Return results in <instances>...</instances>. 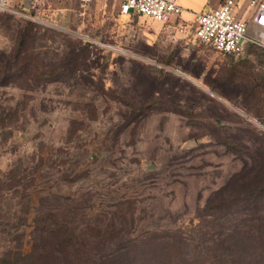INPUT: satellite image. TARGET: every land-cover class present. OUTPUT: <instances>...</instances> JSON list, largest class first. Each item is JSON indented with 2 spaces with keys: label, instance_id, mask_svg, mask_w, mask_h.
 Masks as SVG:
<instances>
[{
  "label": "rangeland",
  "instance_id": "374dc122",
  "mask_svg": "<svg viewBox=\"0 0 264 264\" xmlns=\"http://www.w3.org/2000/svg\"><path fill=\"white\" fill-rule=\"evenodd\" d=\"M71 5L58 21L0 7V48L33 20L48 33L38 60L60 72L35 90L0 88L3 115L20 116L0 142V264L31 249L39 224L161 260L167 241L199 234L207 198L264 133V48L234 57L145 17ZM80 43L87 73L69 62Z\"/></svg>",
  "mask_w": 264,
  "mask_h": 264
},
{
  "label": "trees",
  "instance_id": "16d2710c",
  "mask_svg": "<svg viewBox=\"0 0 264 264\" xmlns=\"http://www.w3.org/2000/svg\"><path fill=\"white\" fill-rule=\"evenodd\" d=\"M14 16L5 14L2 21L5 28L12 29ZM134 16L138 15L129 17ZM16 22L11 33L13 45L10 49L0 48V88L35 90L31 81L46 85L50 77L60 72L47 69L45 60H38L40 54L35 52L37 39H48L47 30L42 31V26L30 19ZM81 45L82 48L79 45L73 48L74 58L69 62L73 63V72L87 73L89 45ZM248 47L260 46L248 44L246 50ZM82 50L86 55L81 54ZM94 50L99 51L97 47ZM4 113L0 100V142L12 138L13 126L20 118L17 111H9L5 116ZM251 141L254 148L243 158L241 169L207 198L197 225L199 234L180 235L178 241H167L161 247L166 250L162 251L161 260H153V251L140 256L137 247L90 246L87 238L65 224L49 228L39 224L31 249H21L14 255L9 251V257L3 261L5 264H264V133L253 134ZM42 221L44 217L37 219L39 223Z\"/></svg>",
  "mask_w": 264,
  "mask_h": 264
},
{
  "label": "built area",
  "instance_id": "2783aa9c",
  "mask_svg": "<svg viewBox=\"0 0 264 264\" xmlns=\"http://www.w3.org/2000/svg\"><path fill=\"white\" fill-rule=\"evenodd\" d=\"M92 1L80 0L81 5L86 8ZM118 2L119 15H138L173 26L226 55L240 57L248 44L264 48V0H250L247 13L243 16L237 0H223L217 8L195 12L193 20L182 18L184 8L176 0ZM1 6L7 7L6 0H0Z\"/></svg>",
  "mask_w": 264,
  "mask_h": 264
},
{
  "label": "crops",
  "instance_id": "0c3cea01",
  "mask_svg": "<svg viewBox=\"0 0 264 264\" xmlns=\"http://www.w3.org/2000/svg\"><path fill=\"white\" fill-rule=\"evenodd\" d=\"M17 1H20L24 5L25 9H31V8L35 9V11L41 14L46 13L47 15L46 17H48L50 20L58 21V19L62 18L64 12L69 8V3L70 6L72 7L71 4L73 0H17ZM176 1L184 8L182 13V18L185 20H193L195 12L206 11L212 8H217L221 5L223 0H176ZM237 1L239 4L240 14L243 16L247 13L248 3L250 0H237ZM92 4L98 5L103 9H107L108 11H114V10L117 11L119 2L118 0H93Z\"/></svg>",
  "mask_w": 264,
  "mask_h": 264
}]
</instances>
